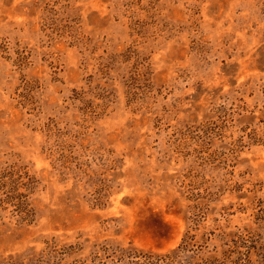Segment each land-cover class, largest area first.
Instances as JSON below:
<instances>
[{"label":"rangeland","instance_id":"374dc122","mask_svg":"<svg viewBox=\"0 0 264 264\" xmlns=\"http://www.w3.org/2000/svg\"><path fill=\"white\" fill-rule=\"evenodd\" d=\"M0 264H264V0H0Z\"/></svg>","mask_w":264,"mask_h":264}]
</instances>
